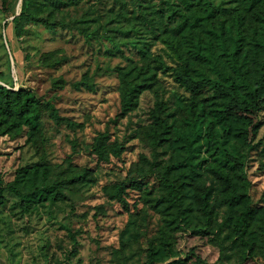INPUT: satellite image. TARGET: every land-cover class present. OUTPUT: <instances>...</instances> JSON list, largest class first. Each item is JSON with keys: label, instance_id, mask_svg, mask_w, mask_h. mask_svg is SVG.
<instances>
[{"label": "rangeland", "instance_id": "obj_1", "mask_svg": "<svg viewBox=\"0 0 264 264\" xmlns=\"http://www.w3.org/2000/svg\"><path fill=\"white\" fill-rule=\"evenodd\" d=\"M212 1L222 13L230 14L240 0ZM159 4L161 0H34L31 5L0 0V84L30 89L45 106L35 138L29 139L26 129L15 137L0 136V175L9 182L17 169L38 167V177L45 170L48 180L61 183L65 195L62 201H40L24 211L15 196L5 193L6 202L0 206V264H145L150 244L159 248L168 217L164 205L153 207L163 194L156 181L149 177L139 188H126V209L105 191L107 186L126 182L129 173L138 176L151 163L161 166L185 152L178 141L172 147H152V91L142 92L121 115V70L145 60L154 66L152 57L176 65L173 52L160 37L134 19L139 5L152 13ZM27 9L54 25L30 22L22 36L15 37L11 20ZM157 79L159 97L168 106L170 130L187 129L190 94L169 73L158 72ZM48 103L57 109L60 123L51 118ZM196 107L195 112L201 110L202 127L220 108L216 102ZM249 119L226 115V138L243 162L247 194L256 209L250 225L252 259H242L244 247L229 227L216 236L214 231L207 236L197 233L204 217L195 196L202 191L210 192L214 229L233 215L221 204L223 185L203 164L200 176L186 185L184 217L170 234L175 257L156 264L174 260L177 264H264V93L260 111ZM100 133L106 134L107 144L117 142L123 147L118 158L97 159L92 145ZM201 155L208 153L203 149ZM80 173L85 174L83 179L69 181Z\"/></svg>", "mask_w": 264, "mask_h": 264}, {"label": "trees", "instance_id": "obj_2", "mask_svg": "<svg viewBox=\"0 0 264 264\" xmlns=\"http://www.w3.org/2000/svg\"><path fill=\"white\" fill-rule=\"evenodd\" d=\"M23 1L31 5L34 0ZM134 19L145 22L152 33L160 37L173 52L176 65H166L159 58L152 57L154 66L145 60L141 65L121 70L118 87L121 115L142 92L152 91L155 97L150 110L152 147H172L178 141L185 152L179 159L161 166L151 163L149 169L142 170L138 176L129 173L126 182L107 186L105 191L126 209V188H139L149 177L159 185L163 194L153 207L164 205L162 211L168 219L161 231L159 248L150 244L145 261V264H156L162 259L175 257L170 234L177 230L179 220L184 217L186 185L200 176L201 167L206 164V171L223 185L221 204L233 215L226 224H218L214 229L210 192L202 191L195 196L204 217L203 228L197 233L207 236L214 231L216 236L229 227L237 243L244 247L242 259H252L254 240L250 237V225L256 209L251 206L247 194L243 162L227 142L226 115L250 122L249 116L261 109L264 93V0H240L230 14L222 13L212 0H161V4L153 7L152 13L139 5ZM30 22L54 25L46 18H35L28 9L22 10L11 20L15 37H21ZM133 46L145 53L142 47L135 43ZM158 72L169 73L173 81L190 94L187 106L191 119L187 129L170 130L172 125L168 123L166 114L168 106L159 97ZM84 85L90 89L88 84ZM207 102H216L220 108L213 110L202 127L199 124L201 110L195 112V109L199 103ZM44 109L32 90L23 87L13 89L0 84V136L15 137L26 129L27 137L35 138L41 131L40 118ZM46 109L51 112V118L60 123L57 109L50 103L46 104ZM106 141V134L100 133L92 145V151L100 161L118 158L123 152V147L117 142L107 144ZM203 149L208 156L201 155ZM84 175H74L69 181H80ZM60 187V182L47 179L45 170L38 177V167L19 168L9 182L0 175V206L5 204L7 192L19 200L24 211L40 201H62L65 195ZM261 244L264 248V227ZM170 264H177V260Z\"/></svg>", "mask_w": 264, "mask_h": 264}]
</instances>
